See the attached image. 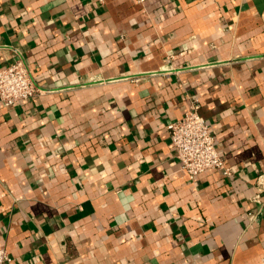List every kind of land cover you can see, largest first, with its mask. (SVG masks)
Instances as JSON below:
<instances>
[{"label": "crops", "instance_id": "1", "mask_svg": "<svg viewBox=\"0 0 264 264\" xmlns=\"http://www.w3.org/2000/svg\"><path fill=\"white\" fill-rule=\"evenodd\" d=\"M17 52L44 93L0 103L11 264H264V0H0ZM194 102L230 178L176 158Z\"/></svg>", "mask_w": 264, "mask_h": 264}, {"label": "built area", "instance_id": "2", "mask_svg": "<svg viewBox=\"0 0 264 264\" xmlns=\"http://www.w3.org/2000/svg\"><path fill=\"white\" fill-rule=\"evenodd\" d=\"M144 1V0H140ZM35 84L31 70L21 53L17 58L0 68V103L10 107L18 102L30 100L43 94ZM199 106L194 102L184 117L167 125L176 158L182 169L190 178L194 179L208 171H219L230 178L233 173L225 159L219 154L213 132L207 122L199 114ZM258 187L264 193V180H258ZM261 196L256 202L261 204ZM250 213L252 218L257 214ZM13 261L10 253L5 248H0V264H11Z\"/></svg>", "mask_w": 264, "mask_h": 264}]
</instances>
